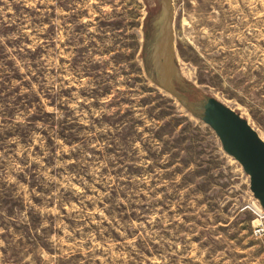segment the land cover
Wrapping results in <instances>:
<instances>
[{
	"label": "rangeland",
	"instance_id": "obj_1",
	"mask_svg": "<svg viewBox=\"0 0 264 264\" xmlns=\"http://www.w3.org/2000/svg\"><path fill=\"white\" fill-rule=\"evenodd\" d=\"M172 5L183 76L264 137V0ZM161 9L0 0V264H264L249 175L145 69Z\"/></svg>",
	"mask_w": 264,
	"mask_h": 264
},
{
	"label": "water",
	"instance_id": "obj_2",
	"mask_svg": "<svg viewBox=\"0 0 264 264\" xmlns=\"http://www.w3.org/2000/svg\"><path fill=\"white\" fill-rule=\"evenodd\" d=\"M161 3L164 29L158 28L150 55L143 54L148 75L214 129L224 150L249 175L250 189L264 208V137L238 109L204 92L183 76L174 54L172 0H161Z\"/></svg>",
	"mask_w": 264,
	"mask_h": 264
},
{
	"label": "flooded vegetation",
	"instance_id": "obj_3",
	"mask_svg": "<svg viewBox=\"0 0 264 264\" xmlns=\"http://www.w3.org/2000/svg\"><path fill=\"white\" fill-rule=\"evenodd\" d=\"M158 13L153 12L152 10L150 13H148V16L146 17L145 21V46L143 49V54H146L149 52L148 55H150L152 49H154V45L156 42V35L157 30L159 28V24H156L155 19L157 17Z\"/></svg>",
	"mask_w": 264,
	"mask_h": 264
},
{
	"label": "bare ground",
	"instance_id": "obj_4",
	"mask_svg": "<svg viewBox=\"0 0 264 264\" xmlns=\"http://www.w3.org/2000/svg\"><path fill=\"white\" fill-rule=\"evenodd\" d=\"M163 18H164V12H160V14L158 15V17L155 19L156 24H159L160 29L162 30V28L164 29V22H163ZM185 68V67H184ZM183 70V69H182ZM183 72V71H182ZM184 73V72H183ZM236 160V159H235ZM254 205L255 207L260 210L262 213H264V208L259 204V202L256 200L254 201Z\"/></svg>",
	"mask_w": 264,
	"mask_h": 264
},
{
	"label": "built area",
	"instance_id": "obj_5",
	"mask_svg": "<svg viewBox=\"0 0 264 264\" xmlns=\"http://www.w3.org/2000/svg\"><path fill=\"white\" fill-rule=\"evenodd\" d=\"M257 200V199H256ZM258 201V200H257ZM244 206H248L249 208H251L253 211H255L256 213H258L259 215H263L264 213H262L260 210H258L256 207H255V205H254V203L252 202V203H247V204H245ZM263 227H261V226H257L256 227V232H258V231H260L261 229H262Z\"/></svg>",
	"mask_w": 264,
	"mask_h": 264
}]
</instances>
